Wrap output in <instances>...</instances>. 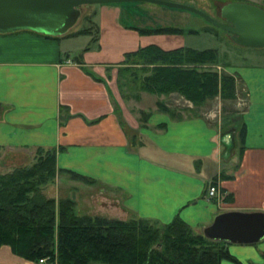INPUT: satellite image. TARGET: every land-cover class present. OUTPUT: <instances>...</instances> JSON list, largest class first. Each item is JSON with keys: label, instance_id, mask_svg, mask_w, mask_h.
Here are the masks:
<instances>
[{"label": "crops", "instance_id": "1", "mask_svg": "<svg viewBox=\"0 0 264 264\" xmlns=\"http://www.w3.org/2000/svg\"><path fill=\"white\" fill-rule=\"evenodd\" d=\"M120 2L94 7L93 41L90 32L0 33V145L63 146L59 167L104 186L101 199L90 198L92 214L161 222L179 216L202 232L222 211H264V62L232 67L245 83L248 106L239 154L230 149L227 156L226 138L203 116L174 118L154 109L142 120L128 107L118 85L126 52L153 42L187 44L185 31L143 32L157 26L126 22ZM213 182L220 198L208 194ZM227 247L236 260L220 264H264V238ZM0 264L32 261L3 244Z\"/></svg>", "mask_w": 264, "mask_h": 264}, {"label": "trees", "instance_id": "2", "mask_svg": "<svg viewBox=\"0 0 264 264\" xmlns=\"http://www.w3.org/2000/svg\"><path fill=\"white\" fill-rule=\"evenodd\" d=\"M141 30L183 32L181 27ZM89 31L70 29L63 35ZM222 56L216 47L164 48L149 43L126 52L129 62L120 68V87L164 94L177 91L197 105L218 94L234 97L235 76L215 66ZM158 103L171 116L178 115L165 102ZM62 148L38 146L34 162L0 173V246L9 244L27 259L45 257L58 264H220L223 258L236 260L227 241L205 236L179 216L161 222L143 216L125 219L78 213L72 198L65 196L57 202L47 196L43 186L59 171L88 177L58 167L57 151Z\"/></svg>", "mask_w": 264, "mask_h": 264}, {"label": "rangeland", "instance_id": "3", "mask_svg": "<svg viewBox=\"0 0 264 264\" xmlns=\"http://www.w3.org/2000/svg\"><path fill=\"white\" fill-rule=\"evenodd\" d=\"M172 1L193 5L204 10L215 18L225 21V18L221 13V8L225 3L235 0ZM237 1L252 2L264 8V0ZM120 3L127 7L125 20L128 23H142L145 24V26H148L146 24H153L157 27H181L184 28L183 31L186 32L184 40L187 45L201 49L208 47L218 48L223 56L221 59L222 61L215 66L220 71L234 75L237 88V93L234 97H222L218 94L208 98L202 105H197L177 91L164 94L143 89H135L131 91L126 86L120 87L119 79L121 69H119L118 85L122 96L126 98L128 107L131 109L133 108L135 115L140 116L142 120H145L148 114L154 109L162 110L158 101L165 102L169 109L178 112V115L174 118L203 116L211 124L217 127L222 136L226 138L225 141L227 148H225L224 154L228 156L232 150L239 154L244 134V111L248 106V97L243 79L233 71L232 67L239 62L252 61L253 59L264 62V46L251 47L237 43L229 31L214 25L204 16L188 9L156 3L149 0H128ZM101 4L102 2H96L81 5V16L76 25L72 28V31L88 28L90 30L89 32L94 34L90 40L93 41L98 30V25L94 19V7H99ZM128 62L129 60L126 57L123 63L127 64ZM132 131L135 133V130ZM36 152L37 147L13 148L2 147L0 145V173L9 172L20 165L31 164L37 158ZM236 157L237 156L234 155V158ZM232 161V163H235L234 160ZM103 190L105 189L102 182H98L91 177L84 178L74 175L68 170L57 172L55 178L43 186V192L47 196L55 197L57 202H59L62 197H65V195H67L66 197L72 198L76 202V210L78 213H90L95 210L96 208L93 203H91L93 200L90 198L95 197V199H101ZM31 261L32 264H58L50 261L49 258H46V261L44 262L40 259ZM89 264L104 263L93 261Z\"/></svg>", "mask_w": 264, "mask_h": 264}, {"label": "water", "instance_id": "4", "mask_svg": "<svg viewBox=\"0 0 264 264\" xmlns=\"http://www.w3.org/2000/svg\"><path fill=\"white\" fill-rule=\"evenodd\" d=\"M128 0H0V33L31 29L49 35H62L76 25L80 6L96 2ZM194 11L214 25L226 29L242 45L264 46V8L248 1H230L221 8L219 20L193 5L172 0H149ZM211 239L231 243H254L264 238V211L226 210L203 227Z\"/></svg>", "mask_w": 264, "mask_h": 264}, {"label": "built area", "instance_id": "5", "mask_svg": "<svg viewBox=\"0 0 264 264\" xmlns=\"http://www.w3.org/2000/svg\"><path fill=\"white\" fill-rule=\"evenodd\" d=\"M208 194L209 196L211 197H217V198H220L222 193H221V189H220V186L217 184V183H210L209 186H208ZM40 260L42 262L46 261V258H40Z\"/></svg>", "mask_w": 264, "mask_h": 264}]
</instances>
